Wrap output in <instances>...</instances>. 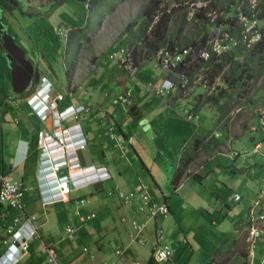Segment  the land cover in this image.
<instances>
[{"label": "crops", "instance_id": "1", "mask_svg": "<svg viewBox=\"0 0 264 264\" xmlns=\"http://www.w3.org/2000/svg\"><path fill=\"white\" fill-rule=\"evenodd\" d=\"M203 1L205 9L208 1ZM240 2L246 0H231L228 6L221 1L220 7L214 10L225 12L219 20L225 29L227 19L233 20V27L243 42L236 7L245 15L256 16L261 9L246 11L248 4L240 7ZM212 11L204 13L209 21L204 42L214 27L208 17ZM43 18L44 12L35 17L40 25L45 24ZM22 19L29 22L28 18ZM132 29L136 28L127 31L119 44L110 45L109 38L103 45L98 42L99 49L106 48L98 50L101 52L97 55L92 52L95 57L107 55L109 61L98 73L94 66L97 59L90 70L83 68L87 70L84 77L74 86L68 83V96L45 76L44 70H52L46 62L38 61L35 71L13 70L15 84H20L15 86L11 72L0 69V179L18 184L22 191L21 210L0 203V257L6 251L9 225L18 219L16 228L20 231L29 217L33 218L36 235L17 264H52L46 251L49 248L54 250L57 264H147L157 246H167L173 252L168 262L153 259L155 264H264V233L253 240L247 234L248 211L255 200L261 199L264 203L261 196L264 188L260 187L258 197L253 199L250 182H246L251 179L248 175L262 174L261 182L264 179V149L252 153L255 144L261 143L264 147V130L257 126L251 128L242 142L253 144L252 149L248 151L242 146L244 151L236 152L231 136L220 130L223 123L208 111L202 97L185 94L175 87L160 102L156 92L161 81L174 77L161 69L155 57L139 60L145 65L135 72L124 66L122 55L124 58L127 47L135 42ZM228 34L229 49L230 43L235 45L237 40ZM28 40L16 41V45L34 60L36 52L27 45ZM115 59L117 65L113 68ZM31 71L33 75H29ZM110 71L115 72L114 77L97 82ZM121 72L129 77L150 72L154 83L150 78L146 79L149 84L130 83ZM33 76L39 78L37 85L27 82L24 92L14 93V89H20ZM45 86L50 87L51 97L63 96L56 104L59 114L68 113L71 108H83L60 118V130L76 131V135H65L67 148L53 143L58 118L54 112L47 113V103L40 113V107L35 109L38 105L33 99L41 93L45 100ZM89 87H97V95L89 94L86 91ZM31 92L34 97L29 100ZM188 114L192 120H188ZM41 132L53 139L47 142L49 147L43 159L37 146ZM80 140L88 149L92 165L82 167L78 161L76 151ZM195 143L198 148L193 151ZM222 147L225 152H219ZM220 155L225 160L214 163ZM199 158L202 162H198ZM188 159L190 163L185 167ZM63 160L78 163L74 179L64 169L53 173L52 166ZM102 175L109 177L102 179ZM60 177L69 178L72 191L66 202L51 203L58 192L56 179ZM89 180L94 181L88 183ZM259 180L255 182L259 184ZM138 186L145 188L151 203L166 204L167 215L152 218L139 197H122L135 193ZM236 187L249 193L242 195ZM234 195L239 196V201L232 199ZM133 223L143 226L136 240L132 238Z\"/></svg>", "mask_w": 264, "mask_h": 264}, {"label": "rangeland", "instance_id": "2", "mask_svg": "<svg viewBox=\"0 0 264 264\" xmlns=\"http://www.w3.org/2000/svg\"><path fill=\"white\" fill-rule=\"evenodd\" d=\"M114 1L115 0H98V3H100V7L103 5L104 7H98L99 9L96 10L95 7L89 8L88 6L74 3L68 0L63 6L60 5L61 7L57 4V7H60V10L57 11L53 16L49 15L50 21L46 22L44 25H40L39 22L34 18L29 19V22L25 19L23 20L21 17L19 18L22 22V30L30 37V40L26 41V43L31 50L36 52L35 56L37 58L35 57L34 59L35 63L38 64V61H42L48 63L52 67L54 73L52 72V70H44L46 74L45 76L56 86H58V89L65 96H68V83L71 82V85L74 86L75 83L78 82L79 78L84 77L83 74L87 72V70L83 68H87L90 70V68L93 67L96 59L97 61L94 65L96 67V73L100 72V70L106 66V63L109 61L107 55L103 54L100 57H95L97 53L101 52H98V50H104L106 48L105 46H101V48L99 49L98 42L99 44L103 45L107 42V38H109L110 45L119 44V42L124 39L123 37L125 36L127 31L129 32L131 28H136L138 23H141V10L143 6L149 2V0H124L120 3H117L113 7ZM162 2L167 5L168 10L171 8V1L162 0ZM168 2L170 3L168 4ZM32 4L36 7V10L44 7V4H42L39 0H32ZM161 6L164 7L163 4ZM187 11L188 10L185 9L180 10L181 13L186 14ZM167 13H171V11ZM176 18V14L172 16V22ZM186 18L187 21H190L191 19H188V17ZM24 23L27 24V27ZM16 28L18 29V26ZM188 28L189 27H187L186 30ZM174 32V27L171 24L168 32V37H174ZM127 48H129L127 53L131 57V49L129 46ZM115 56L119 58V52H116ZM156 59L157 56H155L154 60ZM121 61H123V55ZM137 62V65H135L132 61L134 67L133 72H135L139 67H142L144 64L143 61L138 60ZM112 65H114L113 68L117 65L116 59L112 62ZM185 66H176L175 69L170 72L175 78L174 81H177L183 73L187 75V69H184ZM71 72H73L74 75ZM78 73L79 75H77ZM114 73V71H110L107 72L101 79H98V75H95V78L98 79V83H101V81L104 79L108 80L111 77H114ZM120 74L124 77V79L129 80L130 83L140 82L143 84H149L148 80H146L148 78L151 79V83H154V81H152L153 76L150 72L142 74L137 73V76L133 75L132 77H129L127 73L123 72H121ZM8 77L10 78V74L7 73V80L9 79ZM199 82V76L195 78L193 77L192 83L189 86L190 88L185 91L183 90V92L185 94H193L192 96L203 94L205 91L204 89H202V87H199ZM250 84H252V86H250V94L248 93L247 96H252L253 99L257 101L252 109L244 105L247 98L242 97L244 96L242 92L241 97L244 99L242 101L244 102V104H239V106L237 104L236 107H234L225 117L226 121L220 120L224 124L223 126V124L221 123L222 127L220 130L222 131V129H224L225 134L227 133L231 136V140L234 143L232 145V148L235 149L236 152H240L246 147L248 151L252 149L253 144L248 141H242H244L248 137L247 133L250 132L251 128L252 130L255 128L256 124H258V120L259 122L261 121L262 123H264V74L258 79L255 84H253V81H251ZM86 91L89 94L94 93V95H97L98 88L95 87L93 89V87H89ZM214 92H216V90L213 88L211 92L209 91L207 93V96L215 95ZM257 92H259L258 96L260 98H255ZM235 96L236 94H233V97ZM33 97L34 94L32 96L31 92L28 99L30 100ZM236 97L237 99L240 98L238 96ZM157 98L158 100H160V102H163L161 96H158ZM206 105L208 111L213 113V115L218 118V109L216 105L210 103ZM207 114L209 113L207 112ZM242 146L244 147L243 149ZM258 149H260V151L263 150V145H261V147H259ZM219 152H225V147H222ZM224 160L225 158L220 155L214 163H222ZM240 160L238 163L240 166V170L243 171L244 166L242 165V162ZM198 162H202V159L199 158ZM248 176H250L251 179L248 178L246 182H250V191L252 192L251 195L252 198L255 199V197H258L259 195L260 187L264 188V183L261 182L262 174H259V176ZM241 180L243 183V179ZM256 180H259V184L255 182ZM236 188H239V192L242 195H247V193H249V190L243 191L241 187ZM258 227L263 228L264 225L258 224Z\"/></svg>", "mask_w": 264, "mask_h": 264}, {"label": "built area", "instance_id": "3", "mask_svg": "<svg viewBox=\"0 0 264 264\" xmlns=\"http://www.w3.org/2000/svg\"><path fill=\"white\" fill-rule=\"evenodd\" d=\"M171 1L172 6L167 12L172 11L173 9L181 8L188 10L187 11V17L188 19L192 18L195 14L199 13L203 7H205V2L203 0H168ZM264 0H246V2H240V7L242 4L247 3L248 9L246 11H253L255 10L260 3H262ZM170 2H168L169 4ZM236 19L242 23V37L243 42H247L248 45H252L255 43H258L262 39V35L260 34V31L256 28V24L254 21H251L250 17H252L254 14H250V17H247L242 10H240L239 6L235 9ZM225 16V12L223 11H215L213 10L208 14V17L212 23H214L213 30L211 31L210 35H208L206 41L204 44L200 45L198 44L192 51L190 50H183L181 52H177L176 50L173 51H164L160 50L157 53V60L159 63V66L161 69L167 74L171 75L170 72H172L176 66L180 65H186L185 70L189 68V66L195 62L196 59H203L207 60L209 58V54L211 51L215 52L217 55L227 51V44H223L222 42L229 39V34L225 31V25L219 21L220 19ZM188 57L185 63L184 60ZM132 58L129 56V54L126 52L123 63L124 66L130 70L133 71V64H132ZM198 76H201L200 74ZM175 78H172L169 76V78H165L160 83V88L156 92L158 96H161L164 98L166 95H168L175 87L179 88L180 90H186L187 84L189 82L188 75H185L184 73L180 76V78L177 81H174ZM44 85V84H43ZM203 88L206 87V84H203ZM154 88V87H153ZM155 90V88H154ZM45 100L43 96L39 93L35 97H41V106L38 105L35 107V109H38V113L43 111V108L46 106L47 103V109L48 112H54V115L57 116V126L54 130L55 134V141L51 137H48L44 133H39L38 135V141L37 146L42 152V159L43 156L47 153V149L49 146H47V142L53 141V143L58 144L61 148L65 146L68 147V142L66 145V140L68 138L65 137L67 134L68 136L76 135V131H70V130H60L59 128V122L60 118L68 117L69 115L75 114L77 111H83L82 107H79L77 109L71 108L68 113H61L59 114L56 109V104H58L60 101H62L63 96L61 94H57L54 97H51L49 88L44 91ZM44 114H47L43 112ZM191 118V119H190ZM188 120H192V116L188 114ZM261 122V121H260ZM261 127L264 128V123H260ZM66 138V140H65ZM79 138L76 137V140ZM82 144H81V143ZM78 150L82 151L85 149V145L82 140L78 142ZM261 143H257L254 145V149L252 151L253 154L259 153L261 147ZM258 149V150H257ZM44 161H42V164ZM61 169L66 170V172H70V176L72 179L75 178V175L77 176L78 172V163L77 165L73 162H66L63 160V162L54 164L52 166V171L54 174L58 173ZM104 171V170H102ZM68 172V173H69ZM108 175H102V179L108 178ZM1 186H0V203H6L10 207L14 209H20V199L22 196L21 187L16 183L9 182L6 178H1ZM94 180L87 181L88 183L92 182ZM264 183V179L262 180ZM57 184V194L55 198H51V203H64L67 201V198L69 194L71 193L72 189L69 185V178L67 177H60L59 179H56ZM261 196H264V192H261ZM125 197V199H133L135 197H139L142 201L143 206L148 210V213L150 217L154 218L158 214L167 215L168 208L166 204H154L151 203V200L148 196V194L145 191V188L143 186H138L136 188V192L133 194H129L128 196H122ZM234 201H239V196L234 195L232 197ZM248 219H249V228H248V239L253 240L257 237H259L261 234L264 233V227L259 228L258 224L264 225V203L261 202V199L255 200V202L252 204L248 211ZM33 218H26V223L23 224V228L18 231L16 227H18L19 220L15 219L14 222H12L8 227V235L9 240L6 242V251L3 253V255L0 257V264H17L23 255L26 253L28 249L29 242L35 237L36 231L34 230L32 226ZM133 231L135 233L133 240L137 238V235L142 231L141 225H138L136 223L132 224ZM69 232V230H68ZM139 243H142L138 239ZM49 255V260L52 264H57L56 260V254L54 250L47 249L46 250ZM172 249L167 246H157L154 248L152 257L154 260L160 263L168 262L172 256Z\"/></svg>", "mask_w": 264, "mask_h": 264}, {"label": "trees", "instance_id": "4", "mask_svg": "<svg viewBox=\"0 0 264 264\" xmlns=\"http://www.w3.org/2000/svg\"><path fill=\"white\" fill-rule=\"evenodd\" d=\"M115 1L113 7L124 0ZM207 1V7L192 16L190 21H187V14L181 13V8L173 9L171 13H167V5L162 0H149L141 10V23H138L136 29H134L135 31L132 29V37L135 38V42L130 45V49L134 64L137 65L138 60H151L159 50H176L177 52H181L185 49H193L198 44H204L209 25L208 18L205 17L204 13L207 10L216 9L221 1L226 2L227 6L231 4V0ZM4 2L6 1H1L2 4ZM162 4L164 7L161 6ZM90 7H95L97 10L100 7V3H98V0H92ZM54 9H57L56 6H54ZM257 9H261L259 15L257 14L258 18L256 15L252 17L246 16L255 22L256 28L262 35L261 41L250 46L247 42H242L239 31L233 27V20L227 19L228 26L225 31L230 33L237 40V43L235 45L230 43L229 49L219 55L211 51L207 60L196 59L186 70L189 79L187 87L191 85L193 77L201 75L199 76L200 82L206 84V87L204 88L205 92L198 95V98L202 97L206 104L216 105L218 109L217 121L225 120V117L237 104L238 106L239 104H244L242 97L247 98L244 105L250 109L257 102L252 96H247L250 86H252L250 82L253 81V84H255L264 74V3H260ZM175 14L177 18L172 22V16ZM171 24L175 30L174 37H168ZM187 27L189 28L186 30ZM228 40L222 43L229 45ZM187 59L188 57H186L183 63ZM213 88L216 90L214 92L215 95L207 96V93L211 92ZM242 92L244 96L241 97ZM258 93L255 98H260ZM233 94H236L240 98L233 97ZM200 104L199 102L197 106H200ZM257 123V128L264 130L260 126L261 122L259 120ZM196 148H198L197 143H195L193 151ZM191 159L185 161V167L190 163ZM147 264H155V262L151 259Z\"/></svg>", "mask_w": 264, "mask_h": 264}, {"label": "flooded vegetation", "instance_id": "5", "mask_svg": "<svg viewBox=\"0 0 264 264\" xmlns=\"http://www.w3.org/2000/svg\"><path fill=\"white\" fill-rule=\"evenodd\" d=\"M0 0V68L4 71L12 72L18 69L27 72V70H37L38 64L32 58L26 56L24 52L23 59L18 63L6 50V45L11 40L16 45V41L26 39L29 36L21 28L22 23H20L21 18L32 19L39 14L44 12V17L42 23L50 21L49 15H54L58 9L63 6L68 0H65L60 7H57L58 0H39L44 7L40 10H36V7L32 4V0H4V4ZM36 1V0H35ZM74 3L82 4L90 8V2L92 0H69ZM56 6L57 9H54ZM33 11V12H31ZM52 13V14H50ZM99 23V22H98ZM21 30H18L17 27ZM99 26V25H98ZM19 58L18 54L15 56ZM30 63L31 65H29ZM17 69V70H16ZM38 76H33L29 84L32 86L38 83ZM37 85V84H36Z\"/></svg>", "mask_w": 264, "mask_h": 264}, {"label": "water", "instance_id": "6", "mask_svg": "<svg viewBox=\"0 0 264 264\" xmlns=\"http://www.w3.org/2000/svg\"><path fill=\"white\" fill-rule=\"evenodd\" d=\"M65 0H58L57 1V4L58 6H60ZM6 50L7 52L18 62L20 63V61L23 59V56H24V51H22L17 45H15L13 43V41H9L8 44L6 45ZM18 54L19 58H16L15 56ZM29 65H31L30 63H28ZM33 71V70H32ZM32 71L29 73V75H33L32 74ZM12 74V85L14 84L15 85H20V84H15L16 82V78L15 76L13 75L14 73L11 72ZM15 78V79H14ZM27 82L29 84V81H25L23 84H22V87L18 90H15L14 89V93H22L25 91V89L27 88ZM76 155L78 157V161L80 163V165L83 167L85 165H92V161H91V158H90V155H89V152H88V149L85 148L84 150L82 151H76Z\"/></svg>", "mask_w": 264, "mask_h": 264}, {"label": "clouds", "instance_id": "7", "mask_svg": "<svg viewBox=\"0 0 264 264\" xmlns=\"http://www.w3.org/2000/svg\"><path fill=\"white\" fill-rule=\"evenodd\" d=\"M259 6V5H258ZM45 82H43V84H44ZM42 84V85H43ZM47 88H49V91H50V94H51V89H50V87H48L47 86ZM47 88H46V86H45V89L44 90H47ZM41 94V93H40ZM42 95V94H41ZM38 99V100H37ZM33 101H35L36 102V105H39V103H40V101H42V98L41 97H35L34 99H33Z\"/></svg>", "mask_w": 264, "mask_h": 264}]
</instances>
